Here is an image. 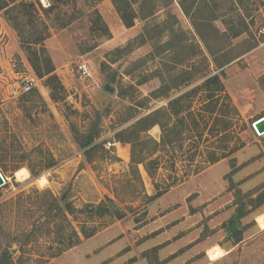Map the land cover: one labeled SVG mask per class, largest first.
<instances>
[{
	"label": "rangeland",
	"instance_id": "rangeland-1",
	"mask_svg": "<svg viewBox=\"0 0 264 264\" xmlns=\"http://www.w3.org/2000/svg\"><path fill=\"white\" fill-rule=\"evenodd\" d=\"M24 1L47 25L43 43L62 88L52 99L0 10L13 33H0V254L7 249L12 264H264V134L253 127L264 116V0H151L153 15L131 27L112 0ZM119 1L134 12L148 3ZM182 7L205 22L210 48ZM175 20L176 34L205 59L172 68L150 41L125 51L145 23L161 46L164 24ZM173 69L175 78L193 77L155 98ZM20 74L33 79L31 90L22 91ZM213 74L225 92L209 97L204 81ZM159 108L170 119L161 115L166 128L147 131L158 142L152 154L153 142L144 147L147 170L114 134ZM97 119L101 147L87 157L71 128L84 132ZM209 249L222 253L211 259Z\"/></svg>",
	"mask_w": 264,
	"mask_h": 264
},
{
	"label": "trees",
	"instance_id": "trees-1",
	"mask_svg": "<svg viewBox=\"0 0 264 264\" xmlns=\"http://www.w3.org/2000/svg\"><path fill=\"white\" fill-rule=\"evenodd\" d=\"M112 1L117 13L120 16V19L126 27H131L134 24V20L139 16L145 19L149 16H152L154 13L155 6L152 4L151 0H147V4H141L138 8V12H134V9L128 1H126L125 4H123V1L119 0ZM144 2H146V0H144ZM36 5L37 4L33 1L28 2L24 0H0V10H4L7 21L16 30L19 37L20 48L26 52L27 59L36 75L39 78L44 79L45 85L51 89V97L55 100L56 91L62 88V84L58 76L55 74V64L46 46L43 43L48 33L47 25L41 18H39V13ZM182 10L185 15L190 16L197 34L207 45V47L210 48V46H208V38L204 32V29L207 28L205 22H197V20H195L191 16L192 14H190L188 10H186L184 7H182ZM92 11L96 15L98 23H100V35L108 37L110 35V32L101 15L95 7L92 9ZM176 22L177 20H175V22L164 24V31L168 36L167 40L163 42L161 46H159L160 36H153L151 34L152 29L150 28V24L145 23V25L143 26V30L133 40H131V44L129 43L127 47H125V51H130L133 46L132 42H134L135 40H139L140 43L150 41L152 42L153 53H169L168 57L169 60L172 61V68L177 64L185 63H188L192 67L196 59L202 58H197L201 54H198L197 50H189L190 45L192 46V48H194V44L188 45L187 39L185 37L182 38V35L181 37H179V35L176 34L177 31L175 30V28H173ZM243 26H245V20L241 19L240 26H229L228 28L231 31V35L237 36ZM215 33V35H211L217 36L218 31H216ZM223 35H225V33ZM202 59L205 58L203 57ZM174 69L173 71H167V78H161L160 86L152 92V95H154L155 98L167 97L169 95L170 89L180 87L185 82H188L191 77H193L192 74H186V76L184 77L175 78ZM204 85L208 88L207 91L209 93V97L213 96L211 94L212 91L225 92L224 85L217 74L207 76L204 81ZM177 111L178 110H175L174 113H177ZM163 114L166 116V119H168L170 116L167 110L160 108L155 109L145 116L140 117L131 126L114 134V138L117 141L131 144L130 155L132 164L137 165L141 163L148 170V167L146 166L147 156L157 151L158 142L149 137L147 135V131L156 124H159L163 129L166 128L165 124L167 123H162L160 121V116ZM168 130L169 132L172 131V127ZM71 132L73 133L75 142L81 148L86 149L85 152L87 154V157L98 153L99 148L101 147V145L96 144V140L100 135L98 119L92 122L84 132H78L74 126L71 128ZM169 135L170 134H168V136ZM148 141L153 142V148L151 154L149 155L144 151V147H146ZM171 141L172 140L169 136L168 142L171 143ZM138 147L139 150H137ZM60 200L61 202H63V205L67 211H73V208L67 201L68 199L65 197V195H63ZM53 201L55 202V204L58 203V199L56 198H54ZM0 264H12L11 255L7 249L1 251Z\"/></svg>",
	"mask_w": 264,
	"mask_h": 264
},
{
	"label": "built area",
	"instance_id": "built-area-1",
	"mask_svg": "<svg viewBox=\"0 0 264 264\" xmlns=\"http://www.w3.org/2000/svg\"><path fill=\"white\" fill-rule=\"evenodd\" d=\"M262 31L264 32V28H263ZM77 68H78V71L80 72V74L82 76H88L90 74L89 73L88 62L86 60H81L80 62H78ZM20 75H21L20 77L23 79L22 91L23 92H27V91L31 90L33 88V86H34L33 79L31 77H29V75H23V74H20ZM107 145H109V146L120 145V143L119 142L108 141Z\"/></svg>",
	"mask_w": 264,
	"mask_h": 264
},
{
	"label": "water",
	"instance_id": "water-1",
	"mask_svg": "<svg viewBox=\"0 0 264 264\" xmlns=\"http://www.w3.org/2000/svg\"><path fill=\"white\" fill-rule=\"evenodd\" d=\"M105 88L107 90H112V88L109 85H106ZM253 127L256 130L257 134H259V135L264 134V116L257 118L253 122ZM3 184H4V178H3L2 174L0 173V186H2ZM231 231L234 232L235 228H232Z\"/></svg>",
	"mask_w": 264,
	"mask_h": 264
},
{
	"label": "crops",
	"instance_id": "crops-1",
	"mask_svg": "<svg viewBox=\"0 0 264 264\" xmlns=\"http://www.w3.org/2000/svg\"><path fill=\"white\" fill-rule=\"evenodd\" d=\"M0 33H7L8 35H10V36H12L13 35V33L11 32V30L9 29V26L6 24V22L4 23V22H0ZM30 76V75H29ZM259 225L260 226H262V227H264V223L262 222V221H260L259 222ZM222 253V252H221ZM221 253L218 255V256H214L213 254H212V252H211V249H209L208 250V254H209V256H210V258L211 259H216V258H218L220 255H221Z\"/></svg>",
	"mask_w": 264,
	"mask_h": 264
},
{
	"label": "bare ground",
	"instance_id": "bare-ground-1",
	"mask_svg": "<svg viewBox=\"0 0 264 264\" xmlns=\"http://www.w3.org/2000/svg\"><path fill=\"white\" fill-rule=\"evenodd\" d=\"M40 179V178H39ZM40 182L42 181V178L39 180ZM222 250H217V249H211V252L214 256H218L221 253Z\"/></svg>",
	"mask_w": 264,
	"mask_h": 264
}]
</instances>
